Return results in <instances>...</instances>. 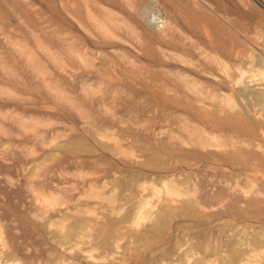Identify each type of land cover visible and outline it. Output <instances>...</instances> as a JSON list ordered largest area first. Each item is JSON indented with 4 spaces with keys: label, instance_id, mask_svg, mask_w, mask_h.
I'll list each match as a JSON object with an SVG mask.
<instances>
[{
    "label": "rangeland",
    "instance_id": "1",
    "mask_svg": "<svg viewBox=\"0 0 264 264\" xmlns=\"http://www.w3.org/2000/svg\"><path fill=\"white\" fill-rule=\"evenodd\" d=\"M153 7L0 0V264H98L106 238L64 242L83 218L66 211L98 208L112 239L142 202L134 231L183 246L159 264H227L229 243L264 264V0ZM30 187L61 205L44 215Z\"/></svg>",
    "mask_w": 264,
    "mask_h": 264
},
{
    "label": "bare ground",
    "instance_id": "2",
    "mask_svg": "<svg viewBox=\"0 0 264 264\" xmlns=\"http://www.w3.org/2000/svg\"><path fill=\"white\" fill-rule=\"evenodd\" d=\"M152 1L154 3V7L152 8L154 10L153 11L154 12V18L155 17H156V19L158 17L164 18V16H163L164 14L163 15L161 13L159 14V9L158 10L156 9V6H158L159 0H152ZM156 22H157V20H156ZM162 22L163 21H161V19H159V21L157 23L161 24ZM215 144L217 145L218 143H215ZM34 188H36V187H30V190H31V193H32V197H33L32 200L34 201V203H37L38 204L37 206L40 208V210L42 211V213L44 215L55 211L58 208V206L61 205L62 201H59L58 199L53 198V197H48V196L42 195L39 190L34 189ZM128 189L131 192H133L136 196H138V195L140 197L143 196L142 191H140L139 188L137 186H134L133 184H131ZM116 194H117V192H116ZM174 194L179 195L177 189H175V190L173 189V193L171 195H174ZM97 196L100 197V194L98 192H97ZM170 205H172V204H170ZM174 205H176V204H174ZM201 205L204 208L210 207L209 205H205V203H201ZM145 207H146V203L145 202H142L140 204V206L138 208H136V210H133L131 212V214L128 213L125 216L124 219L121 220L119 218L120 220H118L119 221L118 223L120 225L122 224L123 227H126L128 229V231L122 232L118 236L113 237L112 239L110 238L112 236L109 235V234H107V233H105L104 230L99 225V221L98 220L101 218L100 214L102 212L98 208H91V207L83 206V207H77V208H73V209L72 208L71 209H68V211H66L67 212L66 214H69V215L75 217L76 220H77L78 217H83V218H82L81 221H76V223L74 224V226H72L69 229V232H67L63 236V241L66 242V243L67 242L70 243V242L73 241L75 244L78 245L80 243H83L86 239H87V241H86L87 243H89V239L98 240V241L100 240L99 241V243H100L102 241L101 240L102 238H106V240H104L99 246H97V247H93L92 246V247L89 248V251H88L90 257L93 258V259H95V260H97L98 261V264H121V262L125 258L124 256H120L122 254L121 251H126V249L128 250L130 248L129 245L131 243H134L135 244V246H136L135 247V251L136 252H139V251L143 250L142 254H139L138 255V253H136V260H135L136 261V264L137 263L138 264H157V263L159 264V261L161 263H163V261H161V260H164V259L170 258V257L172 258V253L178 251L180 249V247H181V244L179 242H177V243L175 242V244L173 245V247H171V245H169L168 248H163V249L160 250L161 247H159V249H158L157 248L158 247L157 246V243L161 240V238H158V239L151 238L149 236L150 233H148L146 231L145 232L134 231V227H136L138 225L139 219L141 218V215L144 213L143 211H144ZM121 210H122V207H119V208L113 207L111 209V213H118V214L121 215V212H122ZM170 214H171V212H170L168 206H165V205L164 206H161L159 208V211H158L157 215H156V223L153 224V226H154L153 228H157V226L161 222L160 220L168 217ZM96 222H98L97 223V226H95L96 225ZM93 223L95 224L94 226H93ZM57 227L60 230H62V229H64L66 227V225L63 222H61V223L58 224ZM2 232L0 231V241H1L2 245H3V247H7L8 242L5 240L6 238L3 237L2 234H4V233H2ZM105 236H107L108 238L105 237ZM151 245H155L154 248H148ZM218 246H220V245H218ZM228 248H229V251H228L227 255L225 254L226 256H223V257L225 258L227 264H233L239 258V255H240L239 254V249H237L233 244H230V243L228 244L227 249ZM6 249H8V248H6ZM147 250H148V252H147ZM95 252H97L96 255L94 254ZM130 257H131V255H130ZM215 259H217V258L215 257ZM126 261H127V259H126ZM11 262H12V260H11Z\"/></svg>",
    "mask_w": 264,
    "mask_h": 264
}]
</instances>
